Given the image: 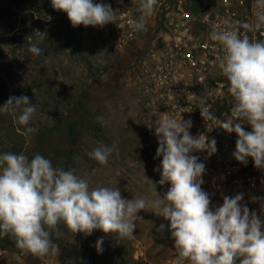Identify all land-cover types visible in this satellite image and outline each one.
<instances>
[{"label": "rangeland", "instance_id": "374dc122", "mask_svg": "<svg viewBox=\"0 0 264 264\" xmlns=\"http://www.w3.org/2000/svg\"><path fill=\"white\" fill-rule=\"evenodd\" d=\"M179 1L188 0H158L147 31L137 32L130 21L140 17L141 0H96L115 11L113 23L102 28H74L67 16L56 17L51 0H0V107L10 96H27L37 107L32 133L17 123L19 113L0 112V155L23 153L31 159L41 154L54 167L86 179L90 188H118L126 200L150 198L152 182L163 195L170 185L160 186V173L154 171L162 159L156 157L154 129L161 118L150 83L173 37ZM191 1L194 15L202 19V1ZM33 43L41 55L28 51ZM101 144L116 149L103 166L87 155ZM133 219L131 239L101 230L75 235L61 224L62 235L52 237L58 252L45 257L26 253L2 236L0 264H173L177 253L169 221L150 207ZM162 224L164 230L158 231ZM100 238L98 254L94 245Z\"/></svg>", "mask_w": 264, "mask_h": 264}, {"label": "clouds", "instance_id": "9594fccd", "mask_svg": "<svg viewBox=\"0 0 264 264\" xmlns=\"http://www.w3.org/2000/svg\"><path fill=\"white\" fill-rule=\"evenodd\" d=\"M157 3L141 0L140 17L130 21L135 31H147V18ZM51 6L66 13L74 28H102L114 20L111 5L96 0H51ZM255 6V23L242 25L248 31L264 27V0H255ZM210 38L224 49L222 74L234 103L232 118L219 121L202 100L201 117L237 135L233 156L238 162L246 165L251 158L255 168L264 170V39L250 40L236 30L213 31ZM28 51L39 56L43 50L33 43ZM36 111L27 96H10L0 107V112L19 113L17 123L28 133L36 131L29 126ZM245 123L251 131L245 130ZM191 126L190 119L178 121L166 115L154 128L159 144L156 157H162L154 171L160 173L159 185L170 187L161 195L151 181L150 198L126 200L118 188H90L73 170L54 167L38 153L31 159L23 153L0 155V237L14 239L18 249L36 257L55 255L58 246L52 237L62 235L61 224L75 235L101 230L131 239L136 228L133 218L150 207L169 221L177 253L173 264H264V219L242 204L243 193L223 196L222 205L211 207L210 196L202 189L205 165L192 153L206 151L212 156L216 140L192 136ZM114 151L115 145L101 144L87 155L103 166ZM164 228L162 224L158 231ZM103 243L100 238L94 245L98 254Z\"/></svg>", "mask_w": 264, "mask_h": 264}, {"label": "built area", "instance_id": "2783aa9c", "mask_svg": "<svg viewBox=\"0 0 264 264\" xmlns=\"http://www.w3.org/2000/svg\"><path fill=\"white\" fill-rule=\"evenodd\" d=\"M201 1L206 10L202 19L194 15L193 1L178 3L177 18L171 22L173 37L167 40L151 75L152 105L161 119L166 115L178 121L190 119L192 136L216 140L217 151L212 156L206 151L192 153L205 165L202 189L209 194L211 207L222 205L223 196L243 193L242 204L264 219V170L255 168L251 158L246 165L238 162L233 156L237 135L205 121L200 114L203 100L219 121H227L232 118L230 109L234 103L228 97V81L222 74L224 49L210 34L236 30L250 40H260L264 39V27L252 31L242 27L244 23H255V0ZM219 101H224L222 107ZM242 126L251 131L250 125ZM253 198L260 199L254 202Z\"/></svg>", "mask_w": 264, "mask_h": 264}, {"label": "trees", "instance_id": "16d2710c", "mask_svg": "<svg viewBox=\"0 0 264 264\" xmlns=\"http://www.w3.org/2000/svg\"><path fill=\"white\" fill-rule=\"evenodd\" d=\"M55 13L57 14L56 17H58V18L61 17V15L65 16V17L67 16L66 13H64L62 11H58V12H55Z\"/></svg>", "mask_w": 264, "mask_h": 264}]
</instances>
